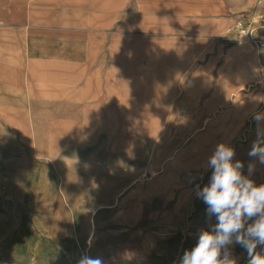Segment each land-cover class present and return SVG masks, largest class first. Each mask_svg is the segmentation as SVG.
<instances>
[{
	"label": "rangeland",
	"instance_id": "obj_1",
	"mask_svg": "<svg viewBox=\"0 0 264 264\" xmlns=\"http://www.w3.org/2000/svg\"><path fill=\"white\" fill-rule=\"evenodd\" d=\"M259 1L264 12V0H0V264H77L85 252L104 264H179L217 222L195 193L209 181L208 158L224 142L243 159L256 139L264 50L234 44L227 29ZM29 55L40 59L35 85L81 92L31 98L38 113L29 98L14 104L32 80ZM49 59L84 71L43 73ZM127 76L141 89L133 99L103 91ZM140 98L150 113L123 111ZM71 101L79 123L87 109L104 122L78 135L90 141L48 151L51 122ZM250 178L264 183V170ZM230 251L247 264L240 245Z\"/></svg>",
	"mask_w": 264,
	"mask_h": 264
},
{
	"label": "clouds",
	"instance_id": "obj_2",
	"mask_svg": "<svg viewBox=\"0 0 264 264\" xmlns=\"http://www.w3.org/2000/svg\"><path fill=\"white\" fill-rule=\"evenodd\" d=\"M264 102V101H262ZM257 124L256 139L249 157L264 164V111L253 114ZM235 148L228 143H219L206 162L211 169L208 183L196 185L195 193L206 205L209 220L216 218L211 230L202 229L195 244L185 249L179 264H237L230 246L240 245L248 255L247 264H264V183L251 179L255 164H248L244 175V163L235 160ZM252 221V223H248ZM77 264H104L101 257L83 253Z\"/></svg>",
	"mask_w": 264,
	"mask_h": 264
},
{
	"label": "crops",
	"instance_id": "obj_3",
	"mask_svg": "<svg viewBox=\"0 0 264 264\" xmlns=\"http://www.w3.org/2000/svg\"><path fill=\"white\" fill-rule=\"evenodd\" d=\"M30 49H34V48H29ZM66 49V48H65ZM74 53L67 51L65 53V59L64 61H66L67 63H69L72 58H73ZM39 57H30L29 55V72L28 74L31 76L32 80L30 81V84L28 86V88L26 89L27 93L26 94H21L19 93V91H17L16 93L12 94L11 97V101L14 104H21V99L23 98H29L26 99L27 100V104L30 107V112L35 113V112H39V109H35L36 106H38V104L40 105V100L36 102V100L31 101V98H40V97H44V94H50L52 97H57L60 98L61 97V91L65 92L64 95L65 96H70V97H76L77 94H79V92H81V88L76 87L75 85H73V83H68L65 84V87L60 88L58 86H55L56 90L54 89H49L50 91L46 90V87H39L37 85H35L34 82V75L36 74V64L37 62H39ZM46 60V59H45ZM52 61V62H51ZM47 62V61H46ZM49 65L48 67H44V69L42 70L43 73H52V74H76V73H83L84 68L81 66L80 68L75 67L72 64H66L62 61H60V59H49ZM64 65L63 69L58 68V66ZM47 66V65H45ZM75 67V68H74ZM50 68L51 70L49 71ZM126 77V76H125ZM15 81L18 83L17 86H19V79H15ZM103 87V91L106 92L107 89V94H114L115 92H121V93H126V95H128V99H133V95L134 93H136L137 91H140V86L139 84L136 82V79H134V77H129L127 76V78H121L119 79L117 82H115L114 84L108 83V82H104L102 84ZM128 87L130 89H128ZM133 87V90H132ZM58 88V89H57ZM99 90V89H98ZM133 91V92H132ZM44 93V94H43ZM46 96V95H45ZM161 97H164L163 95ZM4 97H2L3 99ZM160 98V97H159ZM20 99V100H19ZM66 99V97H65ZM150 100L151 98H148V96L146 97L145 101ZM19 100V101H17ZM135 101V100H133ZM130 101L128 105H125V107H127V109L123 110L124 112H128V113H150V110L148 108V105H146L144 103V99L140 98L139 101L137 102H133ZM73 103V101H71L70 103H64L62 106L64 107V109H59L58 112L59 113H63L65 114V116H63L60 119H57L53 122H51V124L53 125L52 128V133H50L51 138L50 140H48V151L52 149V147L54 146H59L60 144H62L63 142H67V143H74L76 141H80L82 143H85L86 141H90V137L86 136V137H82L80 140L78 138V135L80 134H92L95 133V123H97L98 125H101L102 122H104V120H100L99 116L97 112H95V109L93 110H85L82 111L83 113H87L86 115H84L82 117V121L79 123L76 119V117H80V115H78L77 113L80 112L77 109H75L76 105L75 104H71ZM118 106V105H117ZM109 107V115H108V125L107 128L112 130L115 128L117 121L114 118V112L115 110H112ZM119 107V106H118ZM207 107L205 106L203 109L205 111H207ZM223 108V106H220ZM0 111H3V107H0ZM19 109H12V111H17ZM118 111V110H117ZM100 112V111H99ZM210 117H206L203 121V125L207 124L210 121ZM35 139H36V143H40V140H42V135L41 133L38 131L37 134H35ZM110 147H113V145L111 144ZM82 155V154H80ZM80 155L75 154L76 157H79ZM84 155H82L83 157ZM85 158V157H84ZM237 159H239L240 161H242L244 163V169L243 172H248V164L249 163H254L255 164V171L252 173L251 176H255L258 173H260V171L264 170V164H261L257 159L255 158H251L248 155V152L246 151V155L245 157H243V159L240 157L238 158L235 157ZM86 162V161H85ZM90 164L92 166L95 165V153H93V158L90 161ZM74 248V247H73ZM72 247H69V253L74 252Z\"/></svg>",
	"mask_w": 264,
	"mask_h": 264
},
{
	"label": "built area",
	"instance_id": "obj_4",
	"mask_svg": "<svg viewBox=\"0 0 264 264\" xmlns=\"http://www.w3.org/2000/svg\"><path fill=\"white\" fill-rule=\"evenodd\" d=\"M261 2L255 6L251 19L237 18L228 27L231 42L241 47L252 44L257 50H264V33H259V30L264 29V12L259 9Z\"/></svg>",
	"mask_w": 264,
	"mask_h": 264
}]
</instances>
